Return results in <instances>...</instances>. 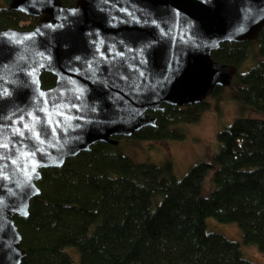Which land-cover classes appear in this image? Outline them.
Here are the masks:
<instances>
[{"label":"water","instance_id":"water-1","mask_svg":"<svg viewBox=\"0 0 264 264\" xmlns=\"http://www.w3.org/2000/svg\"><path fill=\"white\" fill-rule=\"evenodd\" d=\"M36 17L0 29V264L25 250L14 217L40 193L41 170L97 141L116 144L163 104L198 103L237 68L212 58L253 39L264 0H9ZM48 72L53 84L41 86Z\"/></svg>","mask_w":264,"mask_h":264},{"label":"trees","instance_id":"trees-1","mask_svg":"<svg viewBox=\"0 0 264 264\" xmlns=\"http://www.w3.org/2000/svg\"><path fill=\"white\" fill-rule=\"evenodd\" d=\"M0 5V29L33 26L36 17ZM72 4L75 0H60ZM253 39L224 41L212 58L237 70L207 97L231 99L236 114L216 133L217 149L182 176L171 160L134 161L116 144L97 141L41 170L40 193L26 217L15 216L25 255L20 264H256L240 243L207 229L206 217L237 222L242 242L264 250V27ZM41 86L53 84L44 72ZM206 99L149 111L155 126L131 136L182 138L181 122L196 121ZM208 175L213 188L201 194ZM74 246V260L65 247Z\"/></svg>","mask_w":264,"mask_h":264},{"label":"rangeland","instance_id":"rangeland-1","mask_svg":"<svg viewBox=\"0 0 264 264\" xmlns=\"http://www.w3.org/2000/svg\"><path fill=\"white\" fill-rule=\"evenodd\" d=\"M4 0H0L3 5ZM236 114L231 99L216 100L207 97L205 107L194 122H181L184 136L182 138H139L123 136L117 143V149L134 161H150L162 163L171 160L173 172L182 176L187 169L198 160H211L217 149L216 133L231 122ZM209 176L201 183V194L208 195L213 188ZM206 226L210 231L223 234L240 243L244 256L256 264H264V250L255 244L242 242V233L237 222L220 221L216 217L207 216ZM65 251L77 260L78 253L74 246L65 247Z\"/></svg>","mask_w":264,"mask_h":264},{"label":"flooded vegetation","instance_id":"flooded-vegetation-1","mask_svg":"<svg viewBox=\"0 0 264 264\" xmlns=\"http://www.w3.org/2000/svg\"><path fill=\"white\" fill-rule=\"evenodd\" d=\"M118 139V138H117Z\"/></svg>","mask_w":264,"mask_h":264}]
</instances>
